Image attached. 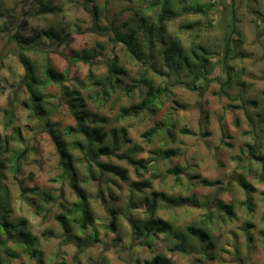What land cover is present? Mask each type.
<instances>
[{"label": "rangeland", "instance_id": "rangeland-1", "mask_svg": "<svg viewBox=\"0 0 264 264\" xmlns=\"http://www.w3.org/2000/svg\"><path fill=\"white\" fill-rule=\"evenodd\" d=\"M160 1L157 0V2ZM236 2L237 0H230V2L229 0H175L174 2L179 11L178 16L165 25L171 40H174L175 47L182 56L190 49H193L197 55H202L197 49L198 46L207 54L209 53L207 79L217 80L207 85L202 84L196 91L187 89L185 84L191 78L184 70L176 69L174 63L165 62L164 52L169 44L163 45L154 39L152 40L154 46L150 48L141 36V29L138 27L139 19L132 22L133 18L145 17L151 25L153 24L158 7L151 9L150 0H93L99 12L100 28L98 29H93L90 3L83 0V3L78 5L80 15L75 20L64 18L66 30L70 35H65L62 39L45 36L41 39L39 36L35 47L25 54L37 68L36 72L40 74L39 70L44 66L45 59L49 58L52 65L67 78L64 82L65 86L76 85L75 78L84 82L81 97L87 106V111L100 113L98 117H91V119H94L95 125L102 127L107 133L106 144L116 148L114 156L100 157L97 160L99 163L113 164L126 169L128 178L132 168H135L136 174L140 175L139 167L116 157L125 154L117 148V137L111 132L113 129L120 131L121 128L117 127L118 125L122 126L127 120L133 119L137 122L123 129L131 137L136 138L137 147L140 150L136 153L128 152L125 156L135 160L137 156L145 155L142 145L146 141L142 135L153 127L160 129L149 143H159L165 151L174 150L177 156L180 155L177 141L184 143L183 137L196 138L198 132L202 131L207 133V137H199L205 141L202 151L211 142L216 150L211 158L207 159L201 171L204 175L221 176L228 172L234 160L239 159L243 163L241 159L243 150L241 149L240 157H237L235 149L238 144L244 142L245 138L253 137L248 133L250 128L245 111L237 100L238 95L260 103L264 93V37H255L253 30L247 24H238L236 15V33L232 36L233 41L225 59L230 72V86L226 89V93L220 92V82L226 80L221 64L225 56V35L230 21V7L233 6L235 12ZM37 4L38 0H1L0 21H9L7 24L0 25V42H6V48L15 41V36L11 33L16 31L14 24L21 16H24L21 28L26 36L34 38L41 31L47 30L44 21L39 19ZM187 4L203 7L206 13L202 15L181 12V8ZM114 14L123 21L121 33L127 34L132 30L137 33L140 57L145 60L142 59V63L141 59L132 56L124 45L115 42L114 34L118 32L112 27ZM31 19L35 20L34 24L24 29V25H27ZM188 24L191 25V30L181 28ZM60 31L62 32L63 29L61 28ZM254 46V50L250 51ZM15 47L19 48L16 42ZM19 52L21 50L13 53L0 51V82H2L0 83V163L3 165L0 199L9 209L18 196L25 208L35 211V223L29 225L26 221V230L36 238L35 249L38 247L39 250H36L37 255L31 258L18 239L14 240L15 233L19 232L20 227L12 221L9 211L7 221L10 226L4 229L5 237L8 236L5 243L13 241L16 245L22 246L23 252L22 254L13 252L9 256V249L5 252V256L9 261L20 259L22 264H31L32 261L39 264L40 260L42 264H147L153 258V252L146 243L148 237L145 234H135L131 224V221L141 219V213L146 215L147 209H138L135 205L147 189L138 192V187L134 186L135 181L129 179L122 181L116 176L101 173L100 168L78 150H72L79 180L77 183L76 179V184L85 196L92 222L83 231H79L71 223V235L64 233L57 222L56 216L62 212V206L67 208L76 201V197L69 186L68 178L61 175L58 156L49 134L31 110L25 107L24 103L31 106L29 99H20L21 93L25 90L24 78L19 85L12 80L19 68L24 69L18 58ZM73 52L78 55L86 52L92 59L87 60V63H72L68 58ZM9 55L13 56L14 60L6 64L5 61L9 59ZM182 56L176 61L181 60ZM114 58L118 60L127 75L124 77L122 86L117 87L113 84L112 89L109 86L105 87L110 94L106 96L100 87L90 86L88 77L91 73L94 81L103 82L107 74L106 61ZM152 61L161 65L160 72H156L155 68L148 70V65ZM4 70L8 72V76L3 74ZM152 72H155L156 77L164 73L167 82H159L151 75ZM138 79L143 84L142 87L137 85ZM146 81L151 82L154 88L166 89V92L152 105H148L149 108L156 109L155 114L143 109L136 116L120 119L121 109L140 103L144 99L147 91ZM3 85H7V88ZM42 94L48 119L51 123L55 121L61 136L68 143L82 140L81 136L73 139V135L65 134L66 128L75 126V121L67 104L61 100L59 86L50 84L42 90ZM11 106L13 122L11 127H7L5 113ZM247 112L253 115L252 109H248ZM100 120L103 121L100 122ZM24 121L28 123L25 124ZM13 128L19 129L21 141L16 139ZM22 129L27 130V136ZM169 132H173L175 136L169 135ZM209 138L211 141L207 142ZM260 138L261 140L254 139L261 143L264 136ZM120 139L123 140V136ZM19 145H26L27 152L22 151ZM17 153L19 155L16 161L19 169L15 173L10 166ZM221 153H224L223 164ZM152 155L156 157L158 166L165 163L171 164V156L161 158L158 151H153ZM257 165L258 168L249 165L246 183L250 184L253 176L260 177L261 165ZM144 166L143 171L147 174L151 161L145 160ZM153 171L155 172V169ZM172 178V173L166 175V179L172 180ZM145 181H149L150 184L153 182ZM175 182L177 184L181 182L179 175L176 176ZM183 183L187 185L192 182L184 178ZM222 184L223 180H221ZM199 187L202 193H208L210 189H217L218 185L205 187L199 183ZM251 187L254 189V192L249 195L253 205L251 211L243 204L248 196L242 187L236 190L234 186L232 192L212 195L211 200L219 199L222 204L233 206L235 218L231 221L226 219L224 213L218 209V205L207 207L209 202L207 195L204 196L205 203L201 208L189 209L196 224L200 223L206 215L211 217L208 229L216 241V249L211 253L213 259L209 260V253L204 254L198 250H192L189 255L179 253L173 255L161 253V255L167 256L172 264H229L226 259L228 245L245 240L247 233L243 229L246 223L251 225L249 234L254 239H264L260 234L264 230L262 221L264 188L258 185H251ZM115 209L118 212L114 211ZM158 212L160 216L168 215V211L163 209L157 210V214ZM170 212L173 219H178L185 214L183 208H171ZM3 215H5L4 212ZM3 215L0 208V224L4 221ZM129 217H132V220ZM113 220L116 221L114 232L109 229ZM9 227L12 229L11 234H9ZM177 230L180 229L177 228ZM33 232H39L40 235L34 236ZM94 237L96 241H93ZM0 240L4 238L0 237ZM175 243L176 241L173 240V244ZM137 245H140L143 250L134 251ZM24 257H27V260H24ZM0 264H5L4 259H0Z\"/></svg>", "mask_w": 264, "mask_h": 264}, {"label": "trees", "instance_id": "trees-1", "mask_svg": "<svg viewBox=\"0 0 264 264\" xmlns=\"http://www.w3.org/2000/svg\"><path fill=\"white\" fill-rule=\"evenodd\" d=\"M86 3H90L91 6V14L93 18V29L100 28L99 22V12L97 10V7L93 3V0H85ZM175 0H161L160 2H157V0H150V8L155 9L158 7V13L155 16V20L152 24V31L149 32L143 23V20L139 19L140 25L138 26L141 29V36L143 37V41L145 44H147L150 48L154 46L152 40H156L159 43L166 45L167 43H164L160 41V27L161 25H166L169 21L175 19L178 16L179 11L175 7ZM0 6H1V0H0ZM93 7L95 11H93ZM230 21L227 26V32L225 35V42H224V60L221 62L223 72L226 76V80L224 82H220V92L226 93V89L230 86V75H229V69L226 65V57L230 50V44L233 41L232 36L236 33V20H235V12L233 6L230 7ZM181 12L185 14H205L206 10L203 7L196 6L194 4H187L181 8ZM99 25V27H97ZM184 29L191 30V25H184ZM92 29V31H93ZM46 31H41L39 34H43ZM40 35H37L32 39L31 43L28 44H21L19 41H15L16 44L19 47V50L21 52L18 53V58L23 65L25 69V75H24V89L27 90L28 99L31 103V106L24 103L26 108H29L34 116L38 118V120L41 122V125L45 131L50 136V129L48 127L49 124H53L49 121L47 112L44 110L45 101L44 96L42 94V90L50 85H58L60 89V97L61 100H63L64 103L67 104L69 111L71 115L74 118L75 126L74 127H68L65 130V134L68 136H72L75 134V136H81L82 140H74L71 143H68L60 134L61 140L64 142V152L61 154L60 149L55 147L57 156H58V167L61 171V175L64 177L66 176L69 180V186L73 190L76 201L71 203L67 208H63L62 206V212L56 216V220L61 226L64 233L69 234L72 230L71 223H73L79 231H83L87 229L88 226L91 225L92 222V216L89 209V206L87 204V201L85 199V196L83 195L82 191L79 189V187L76 184V178H77V170H76V164L75 159L72 155V150H78L82 153L84 156L89 157L90 162H94L101 170V173H107L113 176H116L120 178L122 181H126L128 179L127 171L126 169L119 168L116 165L113 164H101L97 160L100 157H110L115 155L116 148L114 146L107 145V133L103 130L102 127H98L95 125V120L91 119L90 114L87 111V106L84 103V100L81 97V91L84 88V82L79 80L78 78H75L76 85H73V87H68L64 85V82H66L67 78L59 72L56 67L52 65L49 58L45 59L44 66L39 70L41 71V74L36 72L37 68L29 61V59L26 57L25 52L32 50L35 47L36 39H38ZM115 42L120 43L125 46V48L131 53L132 56L141 59L140 57V42L137 38V33L132 30L130 33L123 34L121 32L115 33ZM45 37H55L53 35H46ZM15 40V39H14ZM235 41V40H234ZM135 43V48H129L128 45ZM169 46L175 47L176 43L174 40H170L168 43ZM199 51H201L202 55H197L196 52L193 49H190L187 54L183 55L181 60H177L174 63V66L176 69L184 70L188 76L191 78L188 83H186L187 89L190 91H196L199 89L202 84H209L211 81H217L216 79L209 80L207 79V69L209 64V53L207 54L200 46L197 47ZM169 47L164 52V60L167 64L170 63V57L168 55ZM139 53V56L137 55ZM83 54H86V52H83ZM82 54V55H83ZM82 55H78L77 53L73 52L70 54L68 60L72 63L75 62H83L87 63V59H82ZM193 57L194 59L191 60L190 58ZM143 59V58H142ZM143 61H145L143 59ZM115 65L116 68L119 69V71H113L112 66ZM106 67V76L103 82L100 81H94L93 76L91 73H89L88 80L91 83L90 86L92 87H100L102 92L105 93L106 96H110V94L105 90V87L109 86L110 89L113 88V84L115 86L120 87L124 84V77H126L127 73L124 70L122 66L119 65L118 60L116 58L110 59L106 61L105 64ZM145 85L147 86V91L145 94L144 99L137 104L131 105L127 108H123L120 111L119 118L124 119L127 117H133L138 115L140 111H137L136 109H143L144 105H152V103L158 99L164 92H166L165 88L157 89L154 88L151 82L146 81ZM68 92H72L71 97H67L65 94ZM151 93V95L149 94ZM239 98H237L238 102L240 103L242 109L245 111L246 119L249 125L250 130L248 131L249 135L253 136L256 139L261 140V136H264V93L262 94V100L260 103L256 102L255 100L251 99H244L241 95H238ZM69 99H71L72 103H69ZM248 109L253 110V115L249 114L247 111ZM5 120L6 126L11 127L13 122V107L8 110V112L5 113ZM103 120H100V122ZM99 122V121H98ZM237 125V122L235 123ZM54 127L56 128V125L54 124ZM160 129V128H159ZM158 127H153L146 131L142 137L144 140L149 143L151 139L156 136V134L159 131ZM14 130V128H13ZM57 130V128H56ZM89 130H94L93 132H90ZM58 131V130H57ZM120 131H124L125 129L121 128ZM59 132V131H58ZM112 135L114 132H116L115 129L111 130ZM182 133H186L182 131ZM18 141H21V134L19 129H15L13 133ZM124 138V137H123ZM50 139L52 143L55 145L57 141L50 136ZM264 140L261 141V143H258L256 141L255 144L249 147L248 155L252 157L253 161L259 165H261L260 169V177L264 178V153L262 146L264 147ZM262 145V146H261ZM248 146V145H245ZM103 149V151H102ZM166 151H174V150H166ZM19 154L17 153L14 155L15 159L13 162H11L10 168L13 170V172H17L19 169V165L16 161L17 156ZM170 156V155H169ZM120 159H125L128 161L129 164L135 165L139 167V165L133 163V159H131L129 156H116ZM166 157V156H165ZM260 157V158H258ZM88 160V159H87ZM3 165L0 163V180L2 177V170ZM140 168V167H139ZM145 169V166H144ZM76 177V178H74ZM145 188H137L138 192H141L143 190H146L148 186H150L149 181H144ZM199 183L202 186L205 187H214L217 184L215 182L210 183H203V181H199ZM136 186V184H134ZM137 187V186H136ZM245 193L247 194L248 198L246 199L243 204L248 210L253 209V205L250 202L249 195L254 192V189L249 187L241 186ZM194 199V198H193ZM0 208L5 215L2 216V219L4 220L2 224H0V227L3 229L10 226V224L7 221V217L9 215V209L7 206L2 203L0 199ZM218 209L224 213L226 219L228 221H231L235 218V213L233 211V206L230 204H220L218 205ZM157 208H156V201L155 198H152V207L148 208L146 210V216L149 218L155 219L157 218ZM264 223V216L262 219ZM132 228L135 234L140 235L137 233L136 228L133 224V221H131ZM211 224V217L210 216H204V219L196 224V231L191 233H186L187 236V243L183 246V248L180 247L179 241L175 240L176 243L173 244L175 248V253L189 255L192 253V250H198L201 251L204 254L207 253H213L216 249V241L214 237L212 236L211 232L209 231V225ZM19 233L20 238L18 241L22 244L25 252L31 257L34 258L37 255V251L35 249L37 245V240L35 237H33L29 231L26 230V221L24 223H19ZM251 225L249 223H246L244 225V231L247 233V236H249V229ZM110 231L114 232L116 230V223L111 222L109 226ZM159 229L155 226H152L151 232H145L146 237L155 235ZM179 231V230H177ZM260 234L264 238V230L260 232ZM171 235V233H169ZM8 238V236H7ZM93 241H96V238H93ZM191 242V243H190ZM191 244V245H190ZM164 255H161V260L163 261ZM213 259V254L211 255V258ZM39 264H42V261H39ZM147 264H156V261L152 258ZM167 264H172L171 261L167 258Z\"/></svg>", "mask_w": 264, "mask_h": 264}, {"label": "clouds", "instance_id": "clouds-1", "mask_svg": "<svg viewBox=\"0 0 264 264\" xmlns=\"http://www.w3.org/2000/svg\"><path fill=\"white\" fill-rule=\"evenodd\" d=\"M230 2V0H229ZM83 0H38L37 7L39 9V19L44 21V24L47 26L46 32L40 35V38L43 39L46 35H53L57 38L62 39L65 35H70L65 27L64 18L69 20H75L80 15V10L78 8L79 4H82ZM92 5H90L91 7ZM236 11L235 15L237 16L238 24H247L251 30H253V35L255 37H264V0H237L236 2ZM93 11H95L93 7ZM136 19L143 20L145 28L151 32L152 25L148 22L145 17L133 18L132 22H135ZM24 16H21L19 20L16 19L15 28L16 31L12 32L11 35L15 36V41H19L21 44H28L32 42L31 37H28L24 34V30L21 28L23 25ZM35 20L31 19L28 21L27 25H24V29L28 28L34 24ZM9 21H0V25L7 24ZM12 23V21H11ZM13 24V23H12ZM123 21L118 19L114 14L112 20L113 30L117 32H122ZM99 27V25H97ZM63 29L61 32L60 29ZM103 30V29H101ZM19 33V34H17ZM160 41L164 43H169L171 40L170 33L166 30L164 25L160 27ZM15 41L12 45L5 47L6 42H0V51H6L8 53L18 52L19 48L15 47ZM198 43V41H197ZM129 48H135V43L129 44ZM250 49V51L254 50ZM139 56V53H137ZM168 55L170 57V62L175 63L176 59L182 56V53L177 50L176 47L169 46ZM82 59L90 60L92 57L87 54L82 55ZM14 60V57L9 55V59L5 61L6 64L11 63ZM141 58V63H142ZM113 71H119L115 65L112 66ZM152 68L156 69V72H160L161 65L152 61L148 65V70ZM3 74L8 76V72L4 70ZM25 70L21 67L18 69L16 75L12 78L13 82L19 85L20 81L23 80ZM151 75L155 77L159 82H167V78L164 73H160L159 77H156L155 72H152ZM2 83V82H0ZM137 85L142 87L143 84L137 80ZM72 85H69L71 87ZM7 88V85H3ZM159 90V89H158ZM151 95V93H149ZM67 97L72 96V92L65 94ZM28 98L27 90L25 89L20 95V99ZM69 103L72 101L69 99ZM143 109H146L148 112L155 114L156 109L154 107L149 108L148 105H144ZM143 109H136L137 111H142ZM207 110L205 109V113ZM90 117H98L100 113L92 112ZM137 121L130 119L127 120L124 125L117 127L128 128L130 125H134ZM25 124L28 121H24ZM55 121L53 124H49L50 136L54 138L57 143L54 147L59 148L61 154L64 152V142L61 140L60 133L54 127ZM66 126V125H65ZM25 136H27V130L22 129ZM93 132L94 130H89ZM114 134L117 137V148L121 149L122 154H127L128 152L136 153L140 149L137 147V140L134 137H131L127 132L116 131ZM169 135L175 136L173 132H169ZM123 136V140L120 137ZM200 136L207 137L206 132H198L197 137L192 136L183 137L184 143L177 141L180 155L177 156L175 151H165L164 148H161L159 143H147L144 142L142 147L145 155L143 157L137 156L133 161L134 164L139 165L140 175L136 174V169H130V181H135L138 188H145V180H152V184L148 186L147 191L143 194L142 198L135 205L138 209H148L152 207V198H155L156 208L158 210L168 211V215L160 216L159 212L157 218L152 219L141 213V219L133 220V224L136 228L138 234H143L146 231L151 232L152 226H155L159 231L152 236H149L146 240L147 246L153 252V259L156 261V264H167V256L164 257L163 261L161 260V253H167L168 255H173L175 253V248L173 246V240H177L180 243V247L187 243L186 233H191L196 231V223L193 214L189 209H199L205 203L204 196L209 197V202L207 207H213L220 205L222 202L219 199L211 200L212 195L219 193L232 192L235 186L236 190H240L241 186L249 187L251 185H258L261 188H264V178L259 176H253L251 178L250 184L246 183V178H248V168L251 165L253 168H258V165L253 161L252 157L248 155L249 147L256 143L253 137H247L244 139V142L238 144L235 149V154L237 157H240L241 149L243 150V156L240 160H234L232 162V167L228 170L226 174L221 176L217 175H204L201 171V168L205 165L207 159L211 158V155L215 153V146L208 143L207 148L202 146L205 143L204 140L199 139ZM77 137L73 134V139ZM211 141L210 138L207 142ZM248 146H244V145ZM126 145V147H122ZM20 149L24 152H27L26 145H19ZM166 147V146H165ZM103 151V149H102ZM153 151H158L161 158L165 156H171L172 161L169 165L168 163L158 166L156 163V157L152 155ZM224 153H221V163L223 164ZM260 158V157H258ZM145 160L151 161V166L147 174L144 173V162ZM155 169V172L153 171ZM168 173L173 174L172 180L166 179ZM179 175L181 182L177 184L175 182L176 176ZM76 178V177H74ZM184 178H188L192 183L184 184ZM77 183H79L78 178ZM221 180L223 184L221 185ZM199 181L207 184L210 182H215L218 185V188L215 190H209L208 193H202L199 187ZM195 197V199H193ZM171 208H183L185 214L180 216L178 219H173L170 209ZM12 221L14 223H24L28 222L29 225L35 223V211L32 209H27L24 207L22 201L17 196L16 202L9 207ZM114 211L118 212L117 209ZM132 220V217H129ZM113 223H116L113 220ZM177 228L180 230L177 231ZM12 233L11 227H9V234ZM171 233V235H169ZM34 236H39V232H33ZM69 235H71L69 233ZM0 237H3L4 240H0V259H4L5 264H22L20 259H15L9 261L5 256V252L8 251V255H12L13 252L21 253L23 252L22 246L16 245L13 241H6L4 234V229L0 228ZM20 238V233L16 232L14 236L15 239ZM239 241V237H237ZM39 250L38 247L36 249ZM143 249L140 245L134 249V251H142ZM211 258V253L209 252V260ZM226 259L229 261V264H264V239H254L253 236L249 235L243 241H239L237 244L228 245V254ZM24 260H27V257H24ZM31 264H35V261H32Z\"/></svg>", "mask_w": 264, "mask_h": 264}]
</instances>
